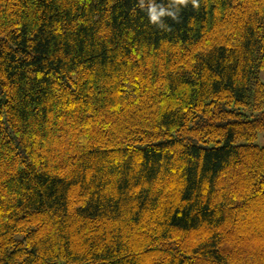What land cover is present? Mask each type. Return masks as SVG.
Listing matches in <instances>:
<instances>
[{
    "label": "trees",
    "instance_id": "1",
    "mask_svg": "<svg viewBox=\"0 0 264 264\" xmlns=\"http://www.w3.org/2000/svg\"><path fill=\"white\" fill-rule=\"evenodd\" d=\"M162 21L0 0V264H264V0Z\"/></svg>",
    "mask_w": 264,
    "mask_h": 264
},
{
    "label": "clouds",
    "instance_id": "2",
    "mask_svg": "<svg viewBox=\"0 0 264 264\" xmlns=\"http://www.w3.org/2000/svg\"><path fill=\"white\" fill-rule=\"evenodd\" d=\"M189 0H169L168 5L157 3V0H139V7L145 9L148 19L152 24H159L163 27L162 18L165 16L177 17L181 5L186 6ZM194 7H198V0H191Z\"/></svg>",
    "mask_w": 264,
    "mask_h": 264
},
{
    "label": "rangeland",
    "instance_id": "3",
    "mask_svg": "<svg viewBox=\"0 0 264 264\" xmlns=\"http://www.w3.org/2000/svg\"><path fill=\"white\" fill-rule=\"evenodd\" d=\"M263 140V139H262Z\"/></svg>",
    "mask_w": 264,
    "mask_h": 264
}]
</instances>
